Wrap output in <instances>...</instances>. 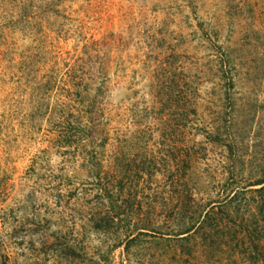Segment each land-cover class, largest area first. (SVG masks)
Masks as SVG:
<instances>
[{"label": "rangeland", "instance_id": "obj_1", "mask_svg": "<svg viewBox=\"0 0 264 264\" xmlns=\"http://www.w3.org/2000/svg\"><path fill=\"white\" fill-rule=\"evenodd\" d=\"M263 175L264 0H0V264H264Z\"/></svg>", "mask_w": 264, "mask_h": 264}, {"label": "trees", "instance_id": "obj_2", "mask_svg": "<svg viewBox=\"0 0 264 264\" xmlns=\"http://www.w3.org/2000/svg\"><path fill=\"white\" fill-rule=\"evenodd\" d=\"M251 187H259L257 190H255L256 191L255 193L263 196L264 195V175L259 180H257L254 184H252ZM108 199H109L110 205L113 206V208L116 207L115 202H114V197L109 196ZM258 211H259V214L263 215V217H264V207L263 208L259 207ZM206 215H207L206 219L203 221L199 218L198 220L191 222L189 228L183 233V235H187L184 241H189V239H191V236H189V235L192 232H194V231L197 232L205 226V224L208 222V219L210 217L209 213H207ZM253 216L257 218V214H253ZM239 229L240 230L242 229L243 231H245V230L250 231L249 230L250 228H247L246 226H244V223H242L240 225ZM134 241H135L134 239L130 240L127 244V247H129L130 244Z\"/></svg>", "mask_w": 264, "mask_h": 264}]
</instances>
